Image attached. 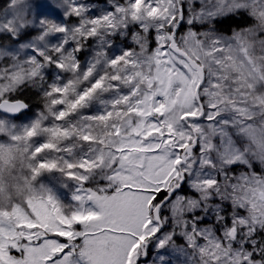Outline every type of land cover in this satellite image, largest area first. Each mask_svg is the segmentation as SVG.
Instances as JSON below:
<instances>
[{
    "label": "snow or ice",
    "instance_id": "6c2138e0",
    "mask_svg": "<svg viewBox=\"0 0 264 264\" xmlns=\"http://www.w3.org/2000/svg\"><path fill=\"white\" fill-rule=\"evenodd\" d=\"M95 8L0 11V264H264V0Z\"/></svg>",
    "mask_w": 264,
    "mask_h": 264
},
{
    "label": "trees",
    "instance_id": "16d2710c",
    "mask_svg": "<svg viewBox=\"0 0 264 264\" xmlns=\"http://www.w3.org/2000/svg\"><path fill=\"white\" fill-rule=\"evenodd\" d=\"M89 3H93L97 6L106 4V0H88ZM8 6V0H0V11L4 10ZM245 23L244 20L238 19L236 17H225L217 21L214 25L217 32L224 35H230L234 29H238L240 26H242ZM0 43H9L6 38H0ZM82 61L83 55L81 57ZM23 98L29 102L31 105V111L28 112L26 115H23L20 117V119L17 121L18 123L22 121V119L26 117L33 116L36 111H38L42 105L40 103V97L37 94L36 89L28 88L24 91L22 94Z\"/></svg>",
    "mask_w": 264,
    "mask_h": 264
},
{
    "label": "rangeland",
    "instance_id": "374dc122",
    "mask_svg": "<svg viewBox=\"0 0 264 264\" xmlns=\"http://www.w3.org/2000/svg\"><path fill=\"white\" fill-rule=\"evenodd\" d=\"M35 2L36 3H47V4H51L52 3V0H35ZM93 4V3H92ZM106 4H103V5H100V6H97V8H95L94 9V11H98L100 8H102V7H104ZM217 21H219V20H217ZM216 21V22H217ZM215 22V23H216ZM197 27H201V26H197ZM207 26H203V28H206ZM203 28H202V30H203ZM88 58V54L87 53H85V54H83V59L85 60V59H87ZM23 116V115H22ZM27 118H29V117H26V118H24V119H22V121H24V120H26ZM22 121H20V122H22ZM51 183H53V184H55V181L53 180V181H51ZM61 191H63L62 189H61ZM173 259H175V258H173ZM177 264H179V261H177Z\"/></svg>",
    "mask_w": 264,
    "mask_h": 264
}]
</instances>
